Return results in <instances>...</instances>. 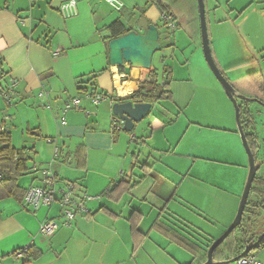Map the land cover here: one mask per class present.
<instances>
[{
	"label": "crops",
	"instance_id": "0c3cea01",
	"mask_svg": "<svg viewBox=\"0 0 264 264\" xmlns=\"http://www.w3.org/2000/svg\"><path fill=\"white\" fill-rule=\"evenodd\" d=\"M64 1L0 0V60L5 72L0 79V131L2 127L10 134L12 145L24 148L27 153V170L17 181L21 192L29 186L41 185L42 171L50 168L58 187L75 180L78 196L88 192L100 197L86 201L87 214H77L71 226L60 227L47 237L39 234V224L58 216L57 202L33 212L23 204V199H0V264L18 260L20 264H140L137 260L140 250L129 252L128 214L142 210L139 229L148 235L149 242L145 241L140 249L146 250V244L152 243V232L155 238L169 241L158 231L149 229L150 220L180 235L196 229L179 209L192 206L194 187L204 183L195 177L199 161L207 163L212 160L214 150H223L225 154L227 149L232 156L228 159L233 158L234 165L246 168L233 105L204 58H183L175 67L163 54L158 58L153 54L158 84L167 81L163 66L170 70L171 98L165 100L167 104L161 105V101L152 104L148 116L136 123L131 132L120 130L114 136L112 103L138 90L140 81L149 83L152 79L148 70L131 68L129 75H125L122 67L109 63V32L105 29L109 17L96 15L97 0H76L77 15L69 19L62 17L68 20L60 27L56 17ZM121 1L124 6L119 11L127 2ZM139 1L140 5L132 7L134 11L140 6L139 17L132 12L131 18H115L131 30L143 31L150 23L159 30L162 12L150 0ZM162 1L183 22L182 27L197 50L199 34L193 16L194 2L183 0L177 5L173 0ZM234 1L213 0L210 5L205 0L209 42L222 73L239 92L254 96L255 86L264 87V0H242L239 5ZM222 9L228 14L226 17ZM246 10H252L255 19L243 34L234 13ZM80 22L84 24L83 31L72 33L71 28ZM173 33L175 43L176 32ZM162 43L168 45L164 40ZM12 81L15 85L7 101L1 93L7 91ZM89 83L95 84L96 94L103 99L94 102L89 93L77 90L78 86ZM118 84L127 89L120 92ZM41 91H44L42 95ZM73 98L78 99L77 106L66 109ZM214 108L220 109L218 118ZM251 109L261 144L258 159L264 160V108L256 105ZM216 131L222 133L224 143L227 139L225 145L213 140ZM145 145L150 147L147 152L142 148ZM151 152L156 154L152 162ZM142 163L151 166L145 177L139 167ZM261 175L264 176V171ZM121 178L135 183L133 188L149 178L147 195L140 199L130 191L129 197L124 195L119 202L102 197ZM211 187L223 198V189ZM238 192H226L228 199L222 207L218 227L203 231L199 246L204 247L213 238L210 234L214 229L218 235L230 224L237 209ZM230 197L233 203L229 205ZM100 207L112 214L99 210ZM144 214L149 220L147 231L142 227ZM154 245L161 249L155 243L153 248ZM28 247L39 255L33 258L23 252L17 256ZM263 250L264 246L254 252L262 260Z\"/></svg>",
	"mask_w": 264,
	"mask_h": 264
},
{
	"label": "trees",
	"instance_id": "16d2710c",
	"mask_svg": "<svg viewBox=\"0 0 264 264\" xmlns=\"http://www.w3.org/2000/svg\"><path fill=\"white\" fill-rule=\"evenodd\" d=\"M150 1L155 3L162 13L168 14L172 17V19L175 21V29L184 25L183 22H180L178 19L179 17L176 16L170 6L165 4L162 0ZM182 1L183 0H173L172 2L179 5L182 3ZM192 1L194 2V21L198 29V34L200 35L197 3L196 0ZM105 29L109 32L108 39L121 36L131 30L130 28H126L118 19L112 21L105 27ZM148 73L152 79L151 82L147 83L140 81L138 90L131 94L119 97L117 100H140L142 102H150L151 104H155L159 101L170 99L171 92L168 87V82L171 79V76L169 68H165L167 81L161 85L156 82V74L153 69L148 70ZM4 74L5 72L2 70V62L0 60V79L4 76ZM92 77L93 76H91V78ZM255 89L256 94L254 97H257L264 102V87L258 85L255 86ZM77 90H83V92H87L91 96H94L96 93H98L94 83H89L88 86H78ZM237 101L239 105L241 125L249 146L254 154L255 161L258 164V170L251 184L247 203L242 214L241 223L236 228H234L224 239V241H222V243L213 250L212 256L215 261L229 260L237 256L244 249L245 245L256 242L264 231V227L260 229L259 225L260 218L264 217V176L259 175L258 173L261 165L264 164V160L258 159V153L260 151L261 144L258 141L255 132L253 113L248 107L251 102H246L241 99H238ZM119 131L120 130H116L115 128L111 129V132L114 136L117 135ZM27 160L28 156L25 149H18L14 147L11 143L10 134L4 130L0 131V199L6 197H16L21 200L23 199L24 193L20 191L17 181L27 170ZM139 167L144 173L142 177H145L151 168V166L147 163H142L139 165ZM69 182L74 184L77 183L75 180H70ZM134 185L135 183H133L130 179L121 178L117 182L113 183L110 188L105 190L102 195L110 201L119 202L124 195L131 191ZM100 209L106 210L104 207H100L99 210ZM106 211L107 213L112 214V212L108 210ZM141 219L142 213L138 210H133L127 217L130 238L133 241V250H135L146 237V234L142 233L138 227ZM152 228L161 233L171 242H176L193 254L192 261L186 264H201L206 260V250L213 240H210L204 247H201L190 242L175 230L162 225L160 222L155 221ZM261 242L262 240L259 241L258 245L261 244ZM23 252L33 258L39 255V252H32L31 247L21 249V253ZM23 263H25V261Z\"/></svg>",
	"mask_w": 264,
	"mask_h": 264
},
{
	"label": "rangeland",
	"instance_id": "374dc122",
	"mask_svg": "<svg viewBox=\"0 0 264 264\" xmlns=\"http://www.w3.org/2000/svg\"><path fill=\"white\" fill-rule=\"evenodd\" d=\"M208 1H209L208 4H210V5L212 4L211 2H213V0H208ZM241 1L242 0H235L234 4L239 5L241 3ZM136 4L140 5V1L139 0H127V2H125V8L122 11H119L117 9H114L112 6H110L105 1L97 0V5L95 7V9L97 10L96 15L99 14L102 18L109 17L107 20L108 21L107 25L110 24L113 20H115L116 19L115 17H117V16H121L123 18H129L131 16L132 12H134L135 15H137V17H139L138 15H140L141 13H138V12L142 10V9H140V6H137L136 10L132 11L133 5H136ZM217 8H220L219 5ZM221 13L225 17H226V15H228L224 12L223 9H222ZM234 14L238 15L237 22L239 25H242V27H243V30H240V33L244 34L246 32V30L251 28L252 25L254 24L255 13H253L252 10H246V11H243L239 14L237 12ZM56 18H57L56 20H58V24H60V27H62L63 23L69 19V18L67 20L63 19L60 14H58ZM83 28H84V24H83V22H80V24L79 23L75 24L71 28V31H72V33H80L83 31ZM100 28H103V26H101ZM159 30H160L159 42H160V44H162V48H160L159 50L154 52V58H158L159 56H161L163 54V58H168V60H170L169 61L170 64H173V66H175V67L177 65V62L181 61L183 58H204L203 52H202L201 36L200 35H199V43H198L197 50H196L195 45H194V43H192V40H191L187 30H185V28L178 27L172 31V30H169L163 24V22H161V24L159 25ZM173 32H176V39H175L176 42L175 43L173 42V35H174ZM163 40L168 45H163V43H162ZM174 49H175V51H174ZM175 58H178V59H175ZM193 63H194V60H193ZM164 69H165V67L163 66V70ZM160 104L163 105V104H167V103L165 100H162L160 102ZM256 105L260 106L257 103H253L252 106H256ZM214 109H215L214 115H216L218 118L219 113H220V111H219L220 109H217V108H214ZM233 111H234V106H233ZM214 118H215V116H214ZM215 123L217 124V122H215ZM215 134L216 135L214 137H212L213 140L220 141L221 143L223 142L222 144L225 145L227 139L225 138V143H224L222 133L220 131H216ZM178 137H179V134H178ZM239 138H240V136H239ZM146 139L147 138H145L144 140H146ZM147 140L149 141V138ZM240 141H241V139H240ZM241 144H242V142H241ZM242 147H243V144H242ZM142 148H143L144 152H147V150H150L149 145H145ZM225 149H226V147H225ZM243 149H244V147H243ZM222 151L223 150H221L220 152H217V150H214L213 153L211 154L212 160H209L207 163H205V162L202 163L203 161L202 162L199 161V163H197V167L195 170V177H197V178L199 177L198 179H202V181H204V183L201 186H199V184H197V188L194 187L195 197H194L192 206L186 205V206L180 207V209H179V213H181V211H182V213H181L183 215L182 217H185L184 219L186 221H188V222L190 221V223L192 225L196 226V229L192 228V230L190 232H184L182 236L184 238L190 240V242H192V243L193 242L197 243V245L198 244L200 245V243H202V237H203L202 232L203 231L208 232L210 227H212V228L218 227L219 223H217V222H219V219H221L222 207H225V203H226L225 199H228V196L225 197V194H227L226 192L228 190H230V192H233L234 190L239 191L238 192L239 196H238L237 202H236L237 206H238V203H239V200H240L243 188H244V184L246 181V177L248 174V159H247L245 149H244V152H245V158H246V168H242V167L234 165V163H236V162H233V160H231L233 158H230V160L228 159V157H232V156H230L229 151L227 149L225 151V154L222 153ZM155 158H156V154L151 152V157H150L149 161L152 162L153 159H155ZM228 161H231V162H228ZM227 162H228V164H226ZM263 171H264V164L258 171L259 175H261L263 173ZM142 173H140V175H142ZM244 176H245V178H244ZM243 178H244V182L242 185L241 183H242ZM136 179H137V177H136ZM149 180L150 179L147 178V180L143 184L142 183L138 184L135 188H133V190H131L130 194H134V195L138 196V198L142 199L144 197V195H147V192L149 189L148 188L149 184L148 185H146V184L149 182ZM210 184L213 185L215 188L218 187V188L223 189V191L221 192V194H224L222 196L223 198L220 197V195H219L220 193L218 192V190L212 189ZM241 185H242V188H241ZM197 190H198V192H197ZM85 194L87 196H91V197L95 198V200H97V198L100 197L96 194H91V193L89 194L88 192L87 193L85 192ZM216 194H218L219 197ZM125 196L129 197V194H126ZM102 197H104V196H102ZM231 203H233V200L230 197L229 205ZM92 205H93V203H92ZM234 206H235V204H234ZM185 207H188V208H186V210H185ZM143 209H145V208H143ZM126 211H127V209H126ZM139 211H142V210H139ZM186 212H189V213H186ZM57 215L58 216L60 215L59 210H58ZM128 216H129V214H128ZM233 216H234V214H233ZM144 217L145 218H144V223H143L142 227L145 231H147L146 229H147V226L149 225L148 224L149 220H147L146 214H144ZM150 221H152V222H150L151 224L149 225V229H152L154 222H153V220H150ZM259 225H260V229H262L264 227V217L260 218ZM225 229L226 228H224V230ZM139 230H141V229H139ZM215 230L216 229H214L210 234L213 237V238L210 237L211 240H214L215 238H217L224 231L223 230L221 233H219L217 235V234H215ZM154 231L157 232L155 229H154ZM215 235H217V236L215 237ZM150 236L152 238V243H148L149 238H147L148 235L146 234L145 239L142 240L140 245L135 250L132 249L133 248L132 239L131 238L129 239L130 240L129 252L131 251V253L134 254L137 252V250H140L137 253V260L140 264H178L177 262H180V264H185L186 262L190 263L192 261L193 254H191L190 251H188L187 249H184L182 246H180L176 242H171L169 239L168 240L170 242L167 240L163 241V239H158L157 236L155 238L154 232H152ZM145 241H148L147 242L148 245L146 244V246H148V247H146V250L141 251L140 248H142V246L144 245L143 243ZM153 243L160 245L161 249L158 248L157 246L155 247V245H154V247L157 249L153 248ZM256 250H257V248L253 249L252 251L256 252ZM20 263H21V260H18L17 262L15 261L13 263L9 262L8 264H20ZM229 264H234V262L229 263Z\"/></svg>",
	"mask_w": 264,
	"mask_h": 264
},
{
	"label": "water",
	"instance_id": "95a60500",
	"mask_svg": "<svg viewBox=\"0 0 264 264\" xmlns=\"http://www.w3.org/2000/svg\"><path fill=\"white\" fill-rule=\"evenodd\" d=\"M199 16L201 45L204 59L207 66L221 84L226 96L234 106V118L236 128L239 133L241 142L245 149L248 159V174L244 184V188L235 212V215L226 227V229L215 238L206 250V260L201 264H229L235 262L238 258L244 256L258 246L260 240L264 236V231L254 243L245 245L244 249L237 256L223 261H215L213 259V250L224 241L228 234L236 228L242 219V214L247 203L252 181L258 170V164L255 161L254 154L249 146L246 135L241 125L240 112L238 99L246 102H251L248 106L252 111L251 106L257 103L260 107L264 108V102L254 96H247L239 92L229 79L222 73L212 55L211 46L209 42V34L206 20L205 1L196 0ZM161 48L159 42V30L155 24H148L145 30L136 31L130 30L129 32L111 38L108 41V61L114 66H120L125 75H129L131 68L151 70L153 69L152 58L155 51ZM152 104L150 102H142L140 100H126L115 101L112 103V112L114 116L123 120V129L126 132H131L136 123L142 121L150 113ZM253 113V112H252Z\"/></svg>",
	"mask_w": 264,
	"mask_h": 264
},
{
	"label": "built area",
	"instance_id": "2783aa9c",
	"mask_svg": "<svg viewBox=\"0 0 264 264\" xmlns=\"http://www.w3.org/2000/svg\"><path fill=\"white\" fill-rule=\"evenodd\" d=\"M103 1L117 10H121L124 6V3L121 0ZM76 3V0H66L62 2L58 7V11L61 16L63 18L76 16L78 13ZM160 20L169 30L173 31L175 29V21L170 15L162 13ZM14 85L15 81H12L8 86L7 91L1 93L7 101H10V93L12 92ZM43 93L44 91H41L40 95ZM92 97L94 102L103 99V96L100 94H96ZM77 104L78 99L73 98L69 103L66 104L65 108L68 109L75 107ZM61 123H65L64 119L61 120ZM112 128H115L116 130H122L123 120L114 116V119L112 120ZM1 130H3L2 127ZM42 174L43 182L41 185H32L25 190L23 204L27 208H30L33 212L42 206L50 207L55 202L60 205L59 216L55 218H46L39 224V234L43 237H47L55 233L60 227L71 226L77 214H86L88 212V208L85 203L92 197L87 196L86 194L78 196L76 192V184L69 181L58 187L57 178L50 168L44 169ZM262 246H264V236L262 238L261 244H259L257 248H261ZM17 256L20 257L21 252L18 253ZM234 264H264V260L258 258L253 251H250L244 256L238 258Z\"/></svg>",
	"mask_w": 264,
	"mask_h": 264
},
{
	"label": "bare ground",
	"instance_id": "6f19581e",
	"mask_svg": "<svg viewBox=\"0 0 264 264\" xmlns=\"http://www.w3.org/2000/svg\"><path fill=\"white\" fill-rule=\"evenodd\" d=\"M118 89L120 90V92H123V91L126 90L127 88L124 87L123 85H119V84H118Z\"/></svg>",
	"mask_w": 264,
	"mask_h": 264
}]
</instances>
